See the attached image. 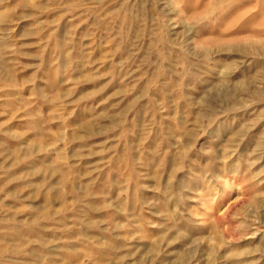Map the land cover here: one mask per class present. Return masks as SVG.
Masks as SVG:
<instances>
[{
	"label": "rangeland",
	"instance_id": "374dc122",
	"mask_svg": "<svg viewBox=\"0 0 264 264\" xmlns=\"http://www.w3.org/2000/svg\"><path fill=\"white\" fill-rule=\"evenodd\" d=\"M0 264H264V0H0Z\"/></svg>",
	"mask_w": 264,
	"mask_h": 264
}]
</instances>
